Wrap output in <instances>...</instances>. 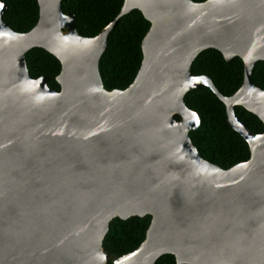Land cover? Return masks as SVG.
<instances>
[{
	"label": "water",
	"instance_id": "water-1",
	"mask_svg": "<svg viewBox=\"0 0 264 264\" xmlns=\"http://www.w3.org/2000/svg\"><path fill=\"white\" fill-rule=\"evenodd\" d=\"M62 0H37L26 32L2 18L0 0V264H264V131L237 119L242 106L264 124V0H123L96 36L81 35ZM138 9L150 26L124 89H106L99 60L118 19ZM60 62L32 78L25 53ZM238 56L243 81L224 96L190 71L204 49ZM223 102L250 155L229 168L204 159L189 137L201 122L183 103L196 87ZM179 116V119L175 118ZM150 215L139 246L112 258L103 248L115 217Z\"/></svg>",
	"mask_w": 264,
	"mask_h": 264
},
{
	"label": "trees",
	"instance_id": "trees-1",
	"mask_svg": "<svg viewBox=\"0 0 264 264\" xmlns=\"http://www.w3.org/2000/svg\"><path fill=\"white\" fill-rule=\"evenodd\" d=\"M7 8L3 20L15 31L26 32L37 22V0H3ZM203 1V0H193ZM123 0H62L63 11H72L76 16L77 31L87 37L96 36L119 13ZM150 23L138 9L121 16L110 31L107 47L99 60V72L106 89H124L134 79L141 63V40ZM30 77L49 75L47 84L58 90L55 77L60 71L59 60L40 47H32L25 53ZM190 71L195 75L209 76L217 90L224 96L232 95L243 81V62L235 56L225 60L214 49L202 50L192 61ZM251 78L254 84L264 88V60L255 63ZM186 107L199 113L201 122L189 137L201 156L221 168H229L249 158L247 142L229 125L223 102L206 86L189 90L183 99ZM237 119L255 133L264 131V124L242 106H235ZM179 119L178 115H175ZM150 215L115 217L103 239V248L111 259L135 250L145 237ZM111 263V260L108 264ZM155 264H177L171 254H164Z\"/></svg>",
	"mask_w": 264,
	"mask_h": 264
}]
</instances>
